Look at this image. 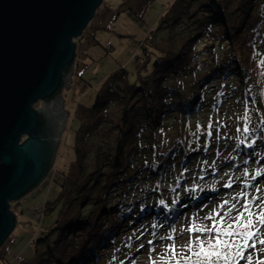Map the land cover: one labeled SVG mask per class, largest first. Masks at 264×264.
Returning <instances> with one entry per match:
<instances>
[{
	"label": "rangeland",
	"instance_id": "374dc122",
	"mask_svg": "<svg viewBox=\"0 0 264 264\" xmlns=\"http://www.w3.org/2000/svg\"><path fill=\"white\" fill-rule=\"evenodd\" d=\"M150 1L148 10L140 15L137 6L141 0H103L102 7L84 31V39L77 45L69 86L61 92L64 96V110L69 116L52 169L34 190L13 204L17 225L6 244L0 249L7 254L10 261L15 263L35 256L34 243L41 233H48L53 225L60 222L64 204L66 210L70 209L74 213L78 209H86L85 216L92 210L100 209L95 204L96 199L84 207L77 205L75 209H71L73 205H70V201L82 182L69 184L68 191H63L66 182L63 173L68 171L76 159V132L79 129V122L74 119L75 109L78 104L90 105L109 77L122 68L135 79L137 64L142 62L145 50L153 48V51L158 53L153 44L163 49L179 48L181 43L173 46L167 41V32L161 29L166 26L162 20L170 12L175 0ZM134 11L137 13L134 14ZM248 13L252 18L246 16ZM241 16H244V19L248 17L242 32L246 31L250 37L239 42L245 54L238 55L237 59L240 61L241 69L251 72V75L245 77L242 72V78L228 75L224 80L214 81L212 85H219V88L213 92V96L225 102L213 108L199 110L200 112L193 114L188 122L189 130L196 127L198 130L211 132L212 141L209 144L205 143L207 148L201 150V154L183 168L176 167L153 178L146 176V179L137 181L138 183L126 192L123 184L113 187L114 193L110 195L113 197L106 206L109 210L117 203L122 205L125 203L138 210L139 207H156L159 202L165 201L166 205L172 208L173 200H182L181 206L192 204L193 208L172 222L158 223V227L153 225V221L149 223V219L131 225L132 227L119 235L122 243L95 264H151L152 261L160 259L165 251V245L172 243L165 239L166 237L174 235L177 250H180V246L186 245L189 241V233L182 230L189 227L192 222L210 223L203 218L223 200L234 202L232 198L241 191H247L249 198L264 196V135L246 137V133L243 132L245 126L249 128L247 133L264 129V124L261 123L264 120L262 75L264 68L259 66L260 60L264 59V0H255L251 6L248 3L247 7L244 6ZM142 46L145 49H142ZM229 46L228 42L220 44L210 38L201 39L195 46L197 63L206 71L209 66L215 64V61L223 62L231 56ZM221 95H226L227 98ZM211 97L210 93L207 94V99ZM42 105L40 102L35 108ZM110 114L109 123H117L119 115L117 109H113ZM169 124L171 128L159 140L164 144L166 141L176 139L179 132L173 118ZM108 126L110 125L102 128L100 138L95 140V136L93 137L91 142L93 148L98 149L101 145L106 151L115 148L114 132L107 128ZM241 140L244 141L243 144L240 143ZM249 144L255 147L262 146V150L255 148L246 152L250 148ZM104 148L101 147V150ZM90 158L94 161V155L91 154ZM90 165H93V162ZM245 171L249 175L245 176ZM256 171L262 174L252 179ZM229 182L232 186L225 187ZM246 184L251 187L246 188ZM78 185L80 186L77 187ZM257 187L261 189L260 192L256 191ZM243 203L244 200L241 199L240 204ZM255 203L258 204L259 200ZM237 206L239 207V204ZM255 210L253 208V211ZM94 218L99 220L103 216L99 218L95 212ZM129 221L131 219L122 224L121 231ZM145 223L148 225L144 226ZM131 234L133 235L130 236ZM52 240H56V236H53ZM150 240L152 244H149ZM260 247L258 244L257 248ZM37 251L38 258L45 257V248H38ZM254 255L255 258L264 259L262 252H255ZM241 264H244V261H241Z\"/></svg>",
	"mask_w": 264,
	"mask_h": 264
},
{
	"label": "trees",
	"instance_id": "16d2710c",
	"mask_svg": "<svg viewBox=\"0 0 264 264\" xmlns=\"http://www.w3.org/2000/svg\"><path fill=\"white\" fill-rule=\"evenodd\" d=\"M150 2L141 0L137 6L140 9L138 14L143 15ZM254 2L175 0L162 20L166 26L161 29L167 32V41L173 46L181 43L179 48L163 49L153 44L158 53L153 48L145 50L142 62L137 64L135 79L122 68L109 77L90 105L78 104L75 109L74 119L79 122L76 159L63 173L67 182H64L63 191H68L69 184L82 182L70 201V205H73L71 209L77 205L84 207L93 199H96L95 204L100 209L92 210L85 216L86 209H78L74 213L66 210L64 204L60 222L53 225L48 233L43 232L38 236L33 258L14 263L0 251V264H95L122 243L119 235L131 225L149 219L148 222L153 221V225L158 227L160 222H172L193 208L192 204L181 206L182 200H173L172 208L165 201L159 202L156 207H139L138 210L125 203H117L109 210L106 206L113 197H110L114 193L113 187L118 184H123L126 192L146 176L153 178L176 167H185L201 154V150L207 148L204 144L212 141L209 131L204 132L196 127L189 130L188 122L193 114L225 102L213 96V92L219 88V85H212L214 81L224 80L228 75L242 78V72L245 77L251 75V72L241 69L237 57L245 54L239 42L250 37L246 31L242 32L248 17L244 19L240 15L244 12V6L247 7L248 3L251 6ZM247 15L252 18L250 13ZM204 38L220 44L228 42L231 55L223 62L215 61L206 71L197 63L198 55L195 52L197 42ZM82 39L83 36L78 42L74 40L76 46ZM142 49L145 47L142 46ZM209 93L212 97L207 99ZM221 96L227 98L226 95ZM113 109L119 112L115 124L109 123ZM172 118L179 132L176 139L166 141L165 145L159 140L171 128L169 121ZM105 125H110L107 128L114 132L116 144L109 151L103 145L98 149L91 145L94 136L95 140L100 138ZM260 134L264 135L262 129L246 133L245 136L256 137ZM101 147L104 149L101 150ZM255 148L262 150V146H252L246 152ZM91 154L94 161L90 158ZM91 162L93 165H90ZM95 212L99 218H103L96 220ZM127 219L131 221L121 231ZM53 236H56V240H52ZM38 248L46 249L45 257L38 258Z\"/></svg>",
	"mask_w": 264,
	"mask_h": 264
},
{
	"label": "water",
	"instance_id": "95a60500",
	"mask_svg": "<svg viewBox=\"0 0 264 264\" xmlns=\"http://www.w3.org/2000/svg\"><path fill=\"white\" fill-rule=\"evenodd\" d=\"M102 5L103 0H0V249L17 225L12 202L52 169L69 116L61 92L73 72L74 40ZM54 99L55 111L63 112L58 124L43 120L44 105L35 108Z\"/></svg>",
	"mask_w": 264,
	"mask_h": 264
},
{
	"label": "snow or ice",
	"instance_id": "6c2138e0",
	"mask_svg": "<svg viewBox=\"0 0 264 264\" xmlns=\"http://www.w3.org/2000/svg\"><path fill=\"white\" fill-rule=\"evenodd\" d=\"M259 66L264 68V59L260 60ZM261 123L264 124V120ZM243 132H249V128L245 126ZM208 135L211 136V132ZM240 143L243 144L244 141L241 140ZM248 147H252V144ZM261 174L256 171L252 179ZM244 175L249 174L245 171ZM231 186L230 182L225 184V187ZM245 187L251 185L246 184ZM256 191L260 192L261 189L257 187ZM241 199L244 200L243 204H240ZM232 200L234 202L223 200L203 218L210 223L192 222L183 229L182 231L189 233V241L180 246V250H177L174 235L166 237L172 243L165 245L160 259L151 264H241V261L244 264H264V259L255 258L254 255L255 252L264 253V196L249 198L247 191H241ZM256 200H259L258 204L255 203ZM253 208L256 210L253 211ZM152 243L150 240L149 244ZM258 244L260 248H257ZM249 249L253 251L249 252Z\"/></svg>",
	"mask_w": 264,
	"mask_h": 264
},
{
	"label": "flooded vegetation",
	"instance_id": "af4514ba",
	"mask_svg": "<svg viewBox=\"0 0 264 264\" xmlns=\"http://www.w3.org/2000/svg\"><path fill=\"white\" fill-rule=\"evenodd\" d=\"M52 102V103H51ZM50 103L48 104H44L43 102V105L45 106V110L44 112L42 113V117H43V120L45 122H49L51 119L52 121L54 122V124H58L59 121H60V118L61 117L60 115L63 114V112H60V111H55V103H58V100L54 99L52 100ZM64 103V101H63ZM55 112V113H54ZM55 129H58V126H55ZM54 129V130H55ZM52 142H55L54 140H52Z\"/></svg>",
	"mask_w": 264,
	"mask_h": 264
}]
</instances>
